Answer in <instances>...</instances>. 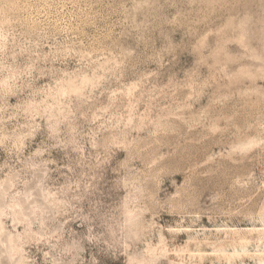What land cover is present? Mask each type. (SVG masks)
<instances>
[{
	"label": "rangeland",
	"instance_id": "374dc122",
	"mask_svg": "<svg viewBox=\"0 0 264 264\" xmlns=\"http://www.w3.org/2000/svg\"><path fill=\"white\" fill-rule=\"evenodd\" d=\"M263 225L264 0H0V264H255Z\"/></svg>",
	"mask_w": 264,
	"mask_h": 264
},
{
	"label": "bare ground",
	"instance_id": "6f19581e",
	"mask_svg": "<svg viewBox=\"0 0 264 264\" xmlns=\"http://www.w3.org/2000/svg\"><path fill=\"white\" fill-rule=\"evenodd\" d=\"M258 231V230H257ZM258 240H257V243L258 244H260V245H264V242H262V240H263V236H264V225H263V228L261 229V230H259L258 231ZM242 244H248L249 242L248 241H246V240H243L242 242H241ZM244 244V245H245ZM255 245H257V244H255ZM256 247V246H255ZM245 248V247H244ZM241 251H238V250H235V251H233L232 253H230V254H227V256H228V259H231L232 257L234 258L235 256H237V257H240L241 256V253H240ZM245 252H246V250L244 251H242V255H245ZM201 254V253H200ZM225 255V254H224ZM259 257V259H258V261H257V263H255V264H264V251L261 253V255L260 256H258ZM231 261V260H230Z\"/></svg>",
	"mask_w": 264,
	"mask_h": 264
}]
</instances>
